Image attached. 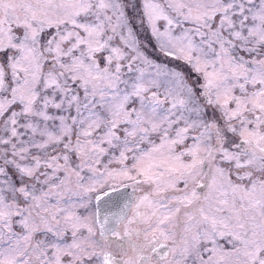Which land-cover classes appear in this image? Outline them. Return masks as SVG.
Returning <instances> with one entry per match:
<instances>
[{
  "label": "snow or ice",
  "instance_id": "snow-or-ice-1",
  "mask_svg": "<svg viewBox=\"0 0 264 264\" xmlns=\"http://www.w3.org/2000/svg\"><path fill=\"white\" fill-rule=\"evenodd\" d=\"M0 264H264V0H0Z\"/></svg>",
  "mask_w": 264,
  "mask_h": 264
}]
</instances>
